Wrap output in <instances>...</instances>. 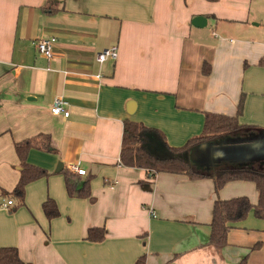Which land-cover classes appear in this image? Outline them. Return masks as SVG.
I'll return each instance as SVG.
<instances>
[{
    "label": "crops",
    "instance_id": "1",
    "mask_svg": "<svg viewBox=\"0 0 264 264\" xmlns=\"http://www.w3.org/2000/svg\"><path fill=\"white\" fill-rule=\"evenodd\" d=\"M42 38L54 39L49 58L36 50ZM111 46L115 59L98 63ZM262 59L264 0H0V247H15L28 264H133L141 255L145 264L245 256V264H264V218L252 211L223 248L208 243L214 199L256 203L253 182L231 180L215 193L210 178L149 177L119 162L124 120L181 146L203 131L206 113L235 114L242 95L238 120L256 126L193 147L189 160L197 167L204 150L209 170L225 162L264 168V156L222 157L264 140ZM56 96L68 116L51 112ZM41 134L49 150L31 147L26 160L47 174L27 183L19 202L10 194L20 174L14 144ZM152 141L151 150H162ZM73 164L84 169L92 200L68 193ZM47 199L57 216L46 217ZM90 227H103V238L86 239Z\"/></svg>",
    "mask_w": 264,
    "mask_h": 264
},
{
    "label": "trees",
    "instance_id": "2",
    "mask_svg": "<svg viewBox=\"0 0 264 264\" xmlns=\"http://www.w3.org/2000/svg\"><path fill=\"white\" fill-rule=\"evenodd\" d=\"M264 63V59L262 62ZM205 73L208 72V65L202 66ZM242 109V95L237 102L236 113L233 115L206 113L203 131L196 136L189 138L181 146H170L166 143L163 133L153 127H148L141 122L124 120L121 150L119 162L123 166L143 168L154 177L158 172H169L182 174L189 179L210 178L213 182L214 192L228 181L248 180L254 183L257 191L256 203H251L245 195L234 196L226 199L216 198L213 201L212 217L209 223L210 234L208 243L216 249L223 248L227 243V232L244 220L249 212H253L255 217L264 218V168L248 164H235L225 162L219 164L213 170H201L195 167L189 160L190 150L204 142L218 139L224 134L240 132L241 130L254 128L256 125L239 122L238 116ZM153 138L161 142L162 150H151ZM50 139L47 135L28 138L14 144L15 152L20 162L19 178L11 190L10 194L23 201L25 185L38 177L45 176L47 172L36 165L28 163L26 160L27 150L35 147L48 151ZM66 189L70 195L92 200L89 179H81L80 174L65 172ZM43 211L47 218L57 216L58 209L52 199H47L42 204ZM103 227H90L85 238L92 241L101 240L104 236ZM259 244L254 243L251 248H258ZM246 256L241 258L236 264H245ZM0 264H28L23 262L17 255V250L12 246L0 247ZM133 264H145L144 255L139 256Z\"/></svg>",
    "mask_w": 264,
    "mask_h": 264
},
{
    "label": "built area",
    "instance_id": "3",
    "mask_svg": "<svg viewBox=\"0 0 264 264\" xmlns=\"http://www.w3.org/2000/svg\"><path fill=\"white\" fill-rule=\"evenodd\" d=\"M53 40H54L53 38H42V39L37 40L35 43L36 50L41 55L47 58L51 57L53 55V50H52ZM115 56H116V46H111L109 48H105L101 50L100 52H98L95 57V60L98 63H102L107 58L115 59ZM50 110L53 114L63 115L64 117H66L69 114L68 102L63 97L56 96L53 98L51 102ZM69 169L72 172H75L80 175H83L85 172L84 169L79 168L76 164L69 166ZM11 203H12V200H7L6 202L3 203V206L9 205Z\"/></svg>",
    "mask_w": 264,
    "mask_h": 264
},
{
    "label": "rangeland",
    "instance_id": "4",
    "mask_svg": "<svg viewBox=\"0 0 264 264\" xmlns=\"http://www.w3.org/2000/svg\"><path fill=\"white\" fill-rule=\"evenodd\" d=\"M250 144L251 145L248 146V148L245 147V151L244 152L237 151V149L233 148L234 145L232 147L233 149L225 148L226 149L224 151L225 154L222 157H225V158H227V157H229V158L234 157V158H237V159H243L245 157V158H249L251 160L254 159V158H262L264 156V140L261 139L260 141L259 140H255L253 142L251 141ZM223 146H227V145H223ZM201 151H204V150H201ZM200 152L197 153L194 156L195 157V160H196V161H194V164H196V165L198 164V166H197L198 169H201V170H205L206 169V170H208L209 168L206 165L205 160H202L201 157L199 158V156H198V154H200ZM229 152H230V155H228Z\"/></svg>",
    "mask_w": 264,
    "mask_h": 264
}]
</instances>
